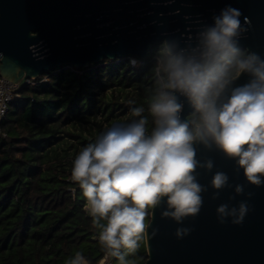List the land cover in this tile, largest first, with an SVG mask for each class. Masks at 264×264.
<instances>
[{"label":"water","instance_id":"water-1","mask_svg":"<svg viewBox=\"0 0 264 264\" xmlns=\"http://www.w3.org/2000/svg\"><path fill=\"white\" fill-rule=\"evenodd\" d=\"M239 10L240 23L249 22L250 33L233 37L238 49H247L264 61V2L250 0H0V75L17 84L59 66L87 67L106 58L145 57L153 45L163 44L169 55L200 61L205 35L214 28V8ZM167 81V73L163 69ZM243 74L221 97L249 83ZM171 91V90H170ZM183 105L179 117L189 123L194 111L187 97L175 92ZM195 170L191 173L201 191L195 216L179 222L163 217L174 211L163 197L150 218L145 236L144 264H264V177L251 184L238 164L211 139L196 141ZM211 162L212 167L207 164ZM217 173L226 175L217 189ZM240 186L242 191L237 193ZM246 212L240 223L239 208ZM225 207V213L218 209ZM235 210V214H231ZM156 229V236L151 232ZM177 229H189L176 236Z\"/></svg>","mask_w":264,"mask_h":264},{"label":"clouds","instance_id":"clouds-1","mask_svg":"<svg viewBox=\"0 0 264 264\" xmlns=\"http://www.w3.org/2000/svg\"><path fill=\"white\" fill-rule=\"evenodd\" d=\"M239 10L228 8L215 19V27L205 35L200 61L170 56L164 65L167 83L156 90L148 107L153 118L150 134H146L148 117L139 106L131 109L137 120L115 123L101 131L97 138L75 155L71 180L85 198V210L92 226L99 228L98 241L106 256L118 264H130L125 256L135 253L139 241L147 234L146 217L163 197L174 211L163 217L177 222L195 216L201 205L200 186L191 173L196 161L193 144L211 139L225 154L239 157L247 180L261 184L264 177V61L257 55L245 54L233 41L242 31ZM249 20L245 17V23ZM253 79L232 90L226 102L221 97L226 88L243 74ZM171 90V91H169ZM186 96L194 108V119L182 123L183 105L175 92ZM130 103H132L130 101ZM212 167L211 162L207 164ZM227 180L215 174L212 184L221 188ZM237 193L242 191L240 186ZM221 206L218 212L225 213ZM246 212L240 205V223ZM231 214H235V210ZM106 221V223H101ZM189 229H177L176 236ZM156 229L151 235L156 236ZM125 249V252H121ZM66 264H90L77 251Z\"/></svg>","mask_w":264,"mask_h":264},{"label":"trees","instance_id":"trees-1","mask_svg":"<svg viewBox=\"0 0 264 264\" xmlns=\"http://www.w3.org/2000/svg\"><path fill=\"white\" fill-rule=\"evenodd\" d=\"M170 56L163 44L153 45L145 57L134 56L136 64L125 57L62 65L18 89L0 134V264H66L77 251L98 263L105 253L100 229L71 180L72 161L107 127L139 119L131 116L133 108L144 107L150 134L148 107L167 83ZM139 245L130 264L145 263L144 238Z\"/></svg>","mask_w":264,"mask_h":264},{"label":"built area","instance_id":"built-area-1","mask_svg":"<svg viewBox=\"0 0 264 264\" xmlns=\"http://www.w3.org/2000/svg\"><path fill=\"white\" fill-rule=\"evenodd\" d=\"M129 59L132 64H136L137 59L134 56H129ZM65 67H71V66H65ZM31 81L32 79H30L28 83ZM17 91H18V86L16 83L0 75V134H4L2 122L11 101L17 96ZM97 264H116V262H115V258L106 256L104 253L103 256L99 259Z\"/></svg>","mask_w":264,"mask_h":264},{"label":"flooded vegetation","instance_id":"flooded-vegetation-1","mask_svg":"<svg viewBox=\"0 0 264 264\" xmlns=\"http://www.w3.org/2000/svg\"><path fill=\"white\" fill-rule=\"evenodd\" d=\"M250 1H258L259 3H262V2H264V0H250ZM227 7H219V8H214L213 9V11H215L216 13H214L213 14V16L214 17H221V13L223 12V11H227ZM241 29H243L242 31H238L239 32V36L241 35H243V36H246V35H249V33H250V27L245 23V22H243V23H241ZM240 51H242V52H245V53H248L249 54V52H248V50L247 49H243V48H241V49H239Z\"/></svg>","mask_w":264,"mask_h":264},{"label":"rangeland","instance_id":"rangeland-1","mask_svg":"<svg viewBox=\"0 0 264 264\" xmlns=\"http://www.w3.org/2000/svg\"><path fill=\"white\" fill-rule=\"evenodd\" d=\"M125 251H126V250H124L123 252H125ZM123 252H122V253H123ZM130 255H131V254H128V255L125 256V259H126V261H128V262H130ZM115 262H116V264H118V261H117V260H115Z\"/></svg>","mask_w":264,"mask_h":264}]
</instances>
